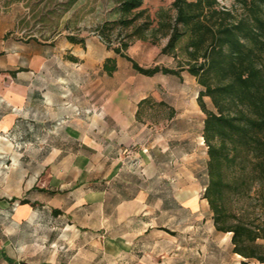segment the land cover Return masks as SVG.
I'll return each instance as SVG.
<instances>
[{"label":"rangeland","instance_id":"rangeland-1","mask_svg":"<svg viewBox=\"0 0 264 264\" xmlns=\"http://www.w3.org/2000/svg\"><path fill=\"white\" fill-rule=\"evenodd\" d=\"M172 1L145 0L142 8L155 25L160 9L174 13ZM117 17L118 0H0V22L13 26L8 35L41 45L56 41L58 46L56 53L46 48L42 65V92L52 96L54 104H43L35 117L26 118L41 121V128H36L41 138L37 143L31 139L24 143L17 135L0 138V185L2 172L12 165L26 169L30 174L27 182L40 166L71 172L81 163L77 157L82 155L83 130L97 147L90 152L91 175L120 169L130 194L145 186L146 161L138 152L146 153L153 137L155 148H160L158 143L163 141L165 147V185L160 195H155L153 204L160 197L165 207L121 205L117 187L111 181L106 201L90 210L92 217L88 224L79 218L85 212L81 213L78 205L64 213L66 216L57 217V223L52 224L54 230H50V213L45 209L41 215L47 219L38 228L6 230L10 235H42L41 244L45 247H49L50 233L55 234L53 248L58 250L61 262H70L68 256L74 253L79 254L70 262L75 264H235L241 258L232 253L230 234L214 229L207 202L202 199L207 154L202 137L205 115L196 101L200 86L186 71L181 72V77L161 73L145 76L136 72L130 62L107 46L118 45L120 34L125 33L112 23ZM68 37L76 39L72 50L68 49L71 42ZM165 42V38H159L155 44L133 40L125 53L145 67L156 64L172 67L173 58L159 52ZM108 55L118 60V67L116 64L111 74L102 66ZM141 86L151 90L147 91L146 102L137 104L140 113L135 127H116L114 117L107 111L119 106L124 113L134 108L142 95ZM159 101L163 104H158ZM204 101L212 108L208 97ZM67 120L83 121L88 127L65 126ZM72 130L79 140L74 139ZM33 131L31 128L30 136ZM160 136L163 138L159 139ZM121 142L125 143L122 149ZM9 152H21L22 156L10 160ZM85 190L78 188L73 203L81 199ZM191 193L199 198L198 206H178V201ZM69 202L72 199H67ZM194 202V198L190 200ZM68 219L87 226L68 227L66 224H71ZM79 249L81 252L77 253Z\"/></svg>","mask_w":264,"mask_h":264},{"label":"trees","instance_id":"trees-1","mask_svg":"<svg viewBox=\"0 0 264 264\" xmlns=\"http://www.w3.org/2000/svg\"><path fill=\"white\" fill-rule=\"evenodd\" d=\"M144 1L118 0L112 23L125 33L118 45L107 46L142 75L181 77L186 71L195 78L200 86L196 101L205 115L202 199L214 229L230 234L232 253L241 258L238 264L263 263L264 0H173L174 13L160 9L155 25L142 8ZM159 38L166 39L159 52L173 58L172 67H145L125 53L133 40L155 44ZM102 66L111 74L116 62L106 58Z\"/></svg>","mask_w":264,"mask_h":264},{"label":"crops","instance_id":"crops-1","mask_svg":"<svg viewBox=\"0 0 264 264\" xmlns=\"http://www.w3.org/2000/svg\"><path fill=\"white\" fill-rule=\"evenodd\" d=\"M13 29V26L0 22V138L5 136L17 135L22 138L23 142L32 140L35 143L41 138L36 128H41V121L35 119H26L27 116H34L35 113L41 111L43 104L52 106V96L44 95L42 92V65L45 61L47 47L49 51L53 49L56 53L57 42L47 41L48 45H41L34 40H19L12 34H7ZM76 45L70 42L68 49ZM44 48V49H43ZM106 57V56H105ZM104 57V58H105ZM107 58H113L118 67V60L113 55H108ZM106 59V58H105ZM105 61V60H104ZM142 95L136 101V106L132 109H126L123 113L122 107L109 109V116L114 117L115 126L128 129L135 127L137 123L136 112L137 104L142 99L147 98L150 89L146 86H141ZM148 91V93H147ZM50 109H52L50 107ZM39 124V125H38ZM65 126H75L83 129L88 127V123L79 120H67ZM52 125V124H51ZM31 128L33 136L31 135ZM37 132V134H36ZM75 140H79V135L70 131ZM31 137V138H30ZM163 137L160 136L159 139ZM133 140V139H131ZM127 140L126 142H131ZM80 142L82 147V155L77 158L81 159V163L71 172H60L57 168H40L34 173L31 180L27 182V173L24 167L9 166L2 173V183L0 192V264H61L58 259L59 253L53 248L56 235L50 233L48 236L49 247L41 244L42 235H10L7 228L21 230L22 228H38L44 222L46 217H42L43 209L48 210V217L51 224L50 230H54L53 225L57 223V217L69 213L73 208L80 205L81 213L85 212L82 217H79L82 222L88 224L92 215L90 210L96 204L101 205L106 201L107 185L112 181L117 187V197L121 205H143L156 208L165 207L164 200L157 197V202L154 205L155 195L159 193L165 185V147L163 142L158 143V147H154V138L152 142L147 144L146 153L138 152L146 161V177L145 186H139L129 194L126 188L127 181L124 176H120V169L114 170V173L97 172L91 175L89 168V158L91 150L97 149L90 139V135L82 130ZM137 141L134 142L136 144ZM123 144V145H122ZM125 143H120L122 149ZM141 143H138V146ZM143 146V145H142ZM85 153V154H84ZM39 155V156H38ZM10 160H19L22 156L21 152H9ZM39 159L41 155L37 153ZM122 157V156H121ZM85 188V193L82 192L81 199L76 200L75 192L78 188ZM204 189V187H203ZM195 199L194 203L190 200ZM67 199H72V202L67 203ZM199 198L191 193L184 196L178 201V206L181 208H195L198 206ZM58 210L59 213H55ZM69 220V219H68ZM78 220H69L66 225L78 226L83 228L87 225H82ZM99 230V228L97 229ZM52 232V231H51ZM99 236V235H98ZM31 239H37L39 242L31 243ZM81 252L77 251V253ZM61 256V255H60ZM79 254H71L68 256L70 262L77 259ZM81 256V255H80ZM66 262L67 264H75ZM236 262L235 264H238ZM82 264V263H81ZM248 264H264L257 261H250Z\"/></svg>","mask_w":264,"mask_h":264}]
</instances>
